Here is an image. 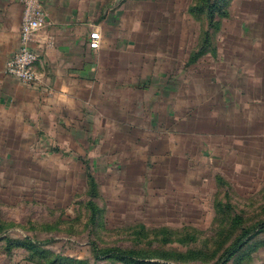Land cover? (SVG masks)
Segmentation results:
<instances>
[{
  "label": "rangeland",
  "instance_id": "rangeland-1",
  "mask_svg": "<svg viewBox=\"0 0 264 264\" xmlns=\"http://www.w3.org/2000/svg\"><path fill=\"white\" fill-rule=\"evenodd\" d=\"M98 1L131 77H116L114 121L87 103L4 114L0 264H222L264 221V140L230 135L223 101L260 111L264 0ZM226 264H264V232Z\"/></svg>",
  "mask_w": 264,
  "mask_h": 264
},
{
  "label": "crops",
  "instance_id": "crops-1",
  "mask_svg": "<svg viewBox=\"0 0 264 264\" xmlns=\"http://www.w3.org/2000/svg\"><path fill=\"white\" fill-rule=\"evenodd\" d=\"M43 4L48 21L32 42L40 79L27 85L6 71L8 60L20 46L23 4L20 0H0V122L6 112L22 107L29 113L39 112L45 120L44 116L57 118L58 114L75 112L77 107L83 109L85 103L97 105L98 113L105 111L114 121L115 101L121 95L116 91V77H131V61L125 57L130 46L110 40L107 20L113 16L112 6L103 9L98 0H43ZM94 31L101 34L99 48L91 46ZM258 78L262 84L252 101L260 108L257 114L247 115L238 96L223 100L227 108L235 106L226 117L230 135L252 143L264 140V77ZM244 92L243 87L241 96Z\"/></svg>",
  "mask_w": 264,
  "mask_h": 264
},
{
  "label": "built area",
  "instance_id": "built-area-1",
  "mask_svg": "<svg viewBox=\"0 0 264 264\" xmlns=\"http://www.w3.org/2000/svg\"><path fill=\"white\" fill-rule=\"evenodd\" d=\"M23 4V21L20 33V46L13 53L7 63V73L26 84H35L39 75L35 70L38 54L32 47L35 33L48 21V12L43 0H20ZM101 34L99 31L91 33V46L99 48Z\"/></svg>",
  "mask_w": 264,
  "mask_h": 264
},
{
  "label": "trees",
  "instance_id": "trees-1",
  "mask_svg": "<svg viewBox=\"0 0 264 264\" xmlns=\"http://www.w3.org/2000/svg\"><path fill=\"white\" fill-rule=\"evenodd\" d=\"M253 225H255V226L246 227L243 229V233L240 236V238L237 239L231 246H229L225 250V252L222 254V256L220 257V263L226 264L227 262H229L231 260V258L239 250H241L245 246V244H247L248 240H250L251 238H253L259 234H262L264 232V221H262V222L258 221L257 223H255ZM95 253H96V256L98 258H101L103 256L109 258L112 255H115L117 257H122L128 263H131L132 260H134L133 258H135L133 255H131L132 257L130 256V254H129L130 251H124V250H120V249H111L109 251L102 252V251H100V249L96 248ZM127 258H130V260H128ZM134 262H135V260H134ZM144 264H158V263H156V262H145Z\"/></svg>",
  "mask_w": 264,
  "mask_h": 264
}]
</instances>
